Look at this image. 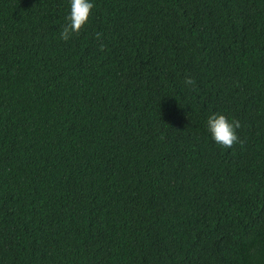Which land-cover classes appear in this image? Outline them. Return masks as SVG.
I'll list each match as a JSON object with an SVG mask.
<instances>
[{
  "label": "trees",
  "instance_id": "16d2710c",
  "mask_svg": "<svg viewBox=\"0 0 264 264\" xmlns=\"http://www.w3.org/2000/svg\"><path fill=\"white\" fill-rule=\"evenodd\" d=\"M90 2L0 0V264H264V0Z\"/></svg>",
  "mask_w": 264,
  "mask_h": 264
},
{
  "label": "clouds",
  "instance_id": "9594fccd",
  "mask_svg": "<svg viewBox=\"0 0 264 264\" xmlns=\"http://www.w3.org/2000/svg\"><path fill=\"white\" fill-rule=\"evenodd\" d=\"M93 7L94 5L90 0H70V13L66 17L67 23L62 26L60 38L67 41L74 33L78 34L87 23ZM95 35L97 39H100L101 33L97 32ZM103 47V44H101V50ZM184 83L185 85L195 86V80L190 76L185 77ZM206 123L212 140L218 145L231 148L236 143H243L236 133V129L241 127L239 120L229 121L223 114L212 113L208 116Z\"/></svg>",
  "mask_w": 264,
  "mask_h": 264
}]
</instances>
